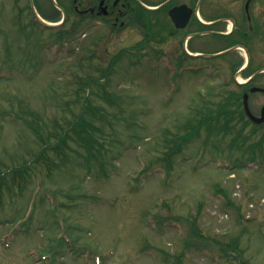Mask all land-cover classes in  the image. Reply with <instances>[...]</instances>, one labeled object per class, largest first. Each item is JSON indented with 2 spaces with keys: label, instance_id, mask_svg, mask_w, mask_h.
<instances>
[{
  "label": "rangeland",
  "instance_id": "obj_1",
  "mask_svg": "<svg viewBox=\"0 0 264 264\" xmlns=\"http://www.w3.org/2000/svg\"><path fill=\"white\" fill-rule=\"evenodd\" d=\"M51 1L0 0V264H264V142L246 147L264 124L188 140L222 75L176 74L150 42L133 53L130 26L51 40L36 23ZM263 103L250 95L256 115Z\"/></svg>",
  "mask_w": 264,
  "mask_h": 264
},
{
  "label": "flooded vegetation",
  "instance_id": "obj_2",
  "mask_svg": "<svg viewBox=\"0 0 264 264\" xmlns=\"http://www.w3.org/2000/svg\"><path fill=\"white\" fill-rule=\"evenodd\" d=\"M59 0H52L57 15L39 10L43 19H58ZM70 5L65 22H92L112 35L130 26L135 35L144 34L149 48L160 49L181 73L209 69L222 75L213 93L219 105L232 100L237 87L244 95L253 87L264 88V0H66ZM65 3V4H66ZM42 11V12H41ZM62 13V12H61ZM74 14L78 15L76 18ZM71 15V16H70ZM62 17L64 18V12ZM75 18V19H72ZM71 21V22H70ZM174 43L165 49L162 43ZM174 70V71H176ZM239 77H245L240 80ZM264 103L261 106V111ZM225 109V108H224ZM261 114V112H260ZM229 119L232 114H221Z\"/></svg>",
  "mask_w": 264,
  "mask_h": 264
},
{
  "label": "trees",
  "instance_id": "obj_3",
  "mask_svg": "<svg viewBox=\"0 0 264 264\" xmlns=\"http://www.w3.org/2000/svg\"><path fill=\"white\" fill-rule=\"evenodd\" d=\"M36 23L39 27H41V30H43V31L51 30L52 32H55L57 34V36L56 37L53 36L51 40H54L56 42L61 43L64 40H76L77 38H79V34L77 32L80 29L79 28L80 25L77 22H74L73 24L69 25L68 26L69 28L65 27V26H67V22L65 24L59 26V27H53V28L43 27L37 20H36ZM144 48H146V41H142L136 47H132L133 53L136 54V51H138V54H139ZM125 53H126V50H123L119 56H122ZM119 59L120 58H118V59L116 58L115 60L118 61ZM113 68H114V64L112 66H109V69L107 71L108 73L106 74V76L104 75L99 80V84L104 87L105 94L108 96L111 95V92H112V90H108V85H109L108 76H109V74H111L110 72ZM177 73L178 72H176V74ZM88 86H86V87H88ZM241 96H242V92H240L237 89L233 90L232 100H230L231 97L226 96L224 99L229 100V101H225L224 104H222V105H219L220 102L217 103L215 100L213 101L211 96H208V97L203 96L202 99L204 101V104L198 105V107L194 108L195 111H197V116L193 115L191 118V124L188 126V128H189V131L187 132L188 135L187 136L185 135L188 138V140L192 139V137H194V136H197L199 134V131L202 130V127H204V124L207 122L209 123L208 131L211 133L214 130H217L220 134L230 133L237 126L236 123L231 125L232 123L230 124V121L236 120V122L239 123L242 117H246V115L242 109V106H241ZM228 98H230V99H228ZM231 107H233V108H231ZM240 107H241V109H240ZM82 112H85V111L83 110ZM227 113L229 115L232 114V117L229 119H221L220 115L221 114L227 115ZM247 120H248V122H251L248 118H247ZM80 121H81V119L77 121L78 124ZM219 121H222V123L220 124L219 127L218 126L216 127V125L219 123ZM193 122H195V123H193ZM77 127H78V125L72 126L71 130H73V128L75 129ZM66 137H67V134L62 136L61 138H62V140H64V139L66 140ZM184 137H183V139H184ZM81 138L83 139L84 136L82 135ZM92 138H93V135L90 132L89 133V140L90 139L92 140ZM239 138H240V136L236 134L235 137L233 138V144H236V141ZM244 139H246L248 141L250 139V136L249 137L246 136ZM83 140L85 142V139H83ZM263 142H264V136L258 142H253L246 147L252 148V147L259 146L263 150V145H262ZM85 145L89 146V144L86 142H85ZM253 161H256V160H253ZM249 162H251V161L241 160L239 165H248ZM260 162H263V160L261 159ZM235 247H237V248H233V250L227 249L226 252L229 253V256H230V253L234 252L235 256H237L238 258H241L244 250L242 248H240L239 246H237V244L235 245ZM220 256H221V259H224V258L227 259V257H228L227 254L226 255L225 254L220 255Z\"/></svg>",
  "mask_w": 264,
  "mask_h": 264
},
{
  "label": "water",
  "instance_id": "obj_4",
  "mask_svg": "<svg viewBox=\"0 0 264 264\" xmlns=\"http://www.w3.org/2000/svg\"><path fill=\"white\" fill-rule=\"evenodd\" d=\"M45 25H49V26H56V25H59L60 23L58 24H51V23H47L45 21H42ZM256 90H262L261 88L259 87H253L252 88V91H256ZM244 105H245V110H246V113L248 114V116L251 118L252 121H254L255 123H258V124H261L264 122V107H263V110H262V114L260 116L258 115H255L252 110L250 109V105H249V95L248 93H246L244 95Z\"/></svg>",
  "mask_w": 264,
  "mask_h": 264
}]
</instances>
